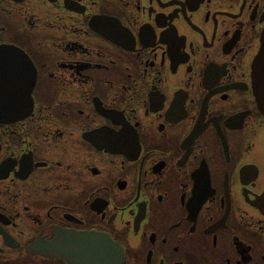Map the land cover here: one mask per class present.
<instances>
[{"label":"flooded vegetation","instance_id":"af4514ba","mask_svg":"<svg viewBox=\"0 0 264 264\" xmlns=\"http://www.w3.org/2000/svg\"><path fill=\"white\" fill-rule=\"evenodd\" d=\"M263 30L264 0H0V264H264Z\"/></svg>","mask_w":264,"mask_h":264},{"label":"water","instance_id":"95a60500","mask_svg":"<svg viewBox=\"0 0 264 264\" xmlns=\"http://www.w3.org/2000/svg\"><path fill=\"white\" fill-rule=\"evenodd\" d=\"M252 69H253L252 71H253L254 93L257 99L258 106L264 114V30L261 36V47L254 59ZM25 72H26L25 80L27 81L26 84H29L25 86L26 87L25 90L27 92L28 91L31 92V90H33L34 83H32V80L29 77H27V75H30L31 73L26 69Z\"/></svg>","mask_w":264,"mask_h":264}]
</instances>
